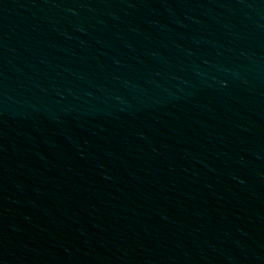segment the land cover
I'll return each mask as SVG.
<instances>
[{
	"label": "water",
	"instance_id": "obj_1",
	"mask_svg": "<svg viewBox=\"0 0 264 264\" xmlns=\"http://www.w3.org/2000/svg\"><path fill=\"white\" fill-rule=\"evenodd\" d=\"M0 264H264V0H0Z\"/></svg>",
	"mask_w": 264,
	"mask_h": 264
}]
</instances>
